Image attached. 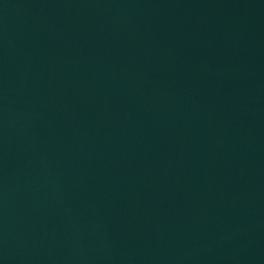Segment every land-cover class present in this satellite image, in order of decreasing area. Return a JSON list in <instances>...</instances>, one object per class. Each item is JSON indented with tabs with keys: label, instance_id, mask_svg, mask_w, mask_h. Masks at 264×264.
<instances>
[{
	"label": "water",
	"instance_id": "obj_1",
	"mask_svg": "<svg viewBox=\"0 0 264 264\" xmlns=\"http://www.w3.org/2000/svg\"><path fill=\"white\" fill-rule=\"evenodd\" d=\"M0 264H213L178 0H0Z\"/></svg>",
	"mask_w": 264,
	"mask_h": 264
}]
</instances>
